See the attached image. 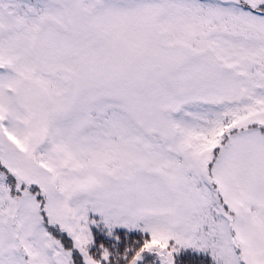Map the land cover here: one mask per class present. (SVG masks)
<instances>
[{"label":"snow or ice","instance_id":"snow-or-ice-1","mask_svg":"<svg viewBox=\"0 0 264 264\" xmlns=\"http://www.w3.org/2000/svg\"><path fill=\"white\" fill-rule=\"evenodd\" d=\"M0 264H264V0H0Z\"/></svg>","mask_w":264,"mask_h":264}]
</instances>
